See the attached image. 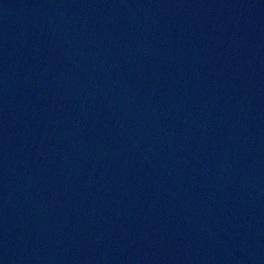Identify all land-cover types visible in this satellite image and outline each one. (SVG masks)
<instances>
[{"label":"water","instance_id":"1","mask_svg":"<svg viewBox=\"0 0 264 264\" xmlns=\"http://www.w3.org/2000/svg\"><path fill=\"white\" fill-rule=\"evenodd\" d=\"M0 264H264V0H0Z\"/></svg>","mask_w":264,"mask_h":264}]
</instances>
